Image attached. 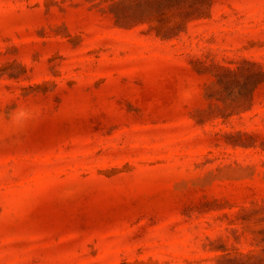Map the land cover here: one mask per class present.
Listing matches in <instances>:
<instances>
[{
    "label": "rangeland",
    "instance_id": "obj_1",
    "mask_svg": "<svg viewBox=\"0 0 264 264\" xmlns=\"http://www.w3.org/2000/svg\"><path fill=\"white\" fill-rule=\"evenodd\" d=\"M0 264H264V0H0Z\"/></svg>",
    "mask_w": 264,
    "mask_h": 264
},
{
    "label": "clouds",
    "instance_id": "obj_2",
    "mask_svg": "<svg viewBox=\"0 0 264 264\" xmlns=\"http://www.w3.org/2000/svg\"><path fill=\"white\" fill-rule=\"evenodd\" d=\"M37 115L38 111L36 106L25 105L23 107L17 106L13 108L5 114L4 118L17 132H23L31 122L36 120Z\"/></svg>",
    "mask_w": 264,
    "mask_h": 264
}]
</instances>
